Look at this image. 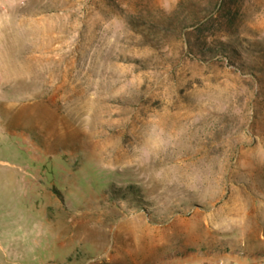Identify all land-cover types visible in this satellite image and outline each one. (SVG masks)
Returning a JSON list of instances; mask_svg holds the SVG:
<instances>
[{"label":"rangeland","instance_id":"374dc122","mask_svg":"<svg viewBox=\"0 0 264 264\" xmlns=\"http://www.w3.org/2000/svg\"><path fill=\"white\" fill-rule=\"evenodd\" d=\"M258 260L264 0H0V264Z\"/></svg>","mask_w":264,"mask_h":264},{"label":"trees","instance_id":"16d2710c","mask_svg":"<svg viewBox=\"0 0 264 264\" xmlns=\"http://www.w3.org/2000/svg\"><path fill=\"white\" fill-rule=\"evenodd\" d=\"M222 45H223L222 43H219L220 50L224 52L226 56H229V55H231L232 57L237 56V54L235 53V49H232L231 47L228 48V47H225V45L224 46Z\"/></svg>","mask_w":264,"mask_h":264},{"label":"built area","instance_id":"2783aa9c","mask_svg":"<svg viewBox=\"0 0 264 264\" xmlns=\"http://www.w3.org/2000/svg\"><path fill=\"white\" fill-rule=\"evenodd\" d=\"M217 264H236V263H229V262H225V261H220ZM253 264H264V261L263 260H258V261H255Z\"/></svg>","mask_w":264,"mask_h":264}]
</instances>
